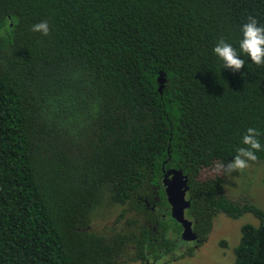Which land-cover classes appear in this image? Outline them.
<instances>
[{
    "label": "trees",
    "instance_id": "obj_1",
    "mask_svg": "<svg viewBox=\"0 0 264 264\" xmlns=\"http://www.w3.org/2000/svg\"><path fill=\"white\" fill-rule=\"evenodd\" d=\"M249 16L264 27V0H0V264L168 248L170 167L186 175L196 234L218 212H250L232 263L264 264V209L225 195L216 170L249 127L264 159V65L240 53L233 72L213 53L220 38L239 52ZM41 21L47 36L31 31ZM118 206L109 231L91 228Z\"/></svg>",
    "mask_w": 264,
    "mask_h": 264
},
{
    "label": "rangeland",
    "instance_id": "obj_2",
    "mask_svg": "<svg viewBox=\"0 0 264 264\" xmlns=\"http://www.w3.org/2000/svg\"><path fill=\"white\" fill-rule=\"evenodd\" d=\"M249 163L250 167L242 172H233L231 175L223 172L222 190L228 197H246L264 209V159H257L255 162ZM119 208L121 207H115L105 212L104 216L93 219L90 223L91 228L99 232L109 231L113 225H116L114 218ZM243 222L256 224L257 219L250 212H243L236 218L222 212L216 213L212 217L211 227L204 239L199 242L197 247L193 248L191 254H184L181 258L176 256L178 247L175 245L184 242L181 239L173 241L175 232L173 229L166 230L164 236L172 239V247L168 253L169 256H162L156 264H233L232 247L236 243L238 229ZM174 256H176V260L173 259ZM123 264L137 263L127 260Z\"/></svg>",
    "mask_w": 264,
    "mask_h": 264
},
{
    "label": "clouds",
    "instance_id": "obj_3",
    "mask_svg": "<svg viewBox=\"0 0 264 264\" xmlns=\"http://www.w3.org/2000/svg\"><path fill=\"white\" fill-rule=\"evenodd\" d=\"M31 31L47 36L50 31L49 24L47 21H41L34 24ZM241 32L239 52L224 38H220L213 48V53L223 62V68L231 69L233 72L240 71L245 65L240 53L247 55L256 65H264V27L258 25L256 18L249 16L247 22L242 25ZM2 35L3 33H0V36ZM259 135L257 129L249 127L242 136L241 143L244 147L238 148L237 154L226 165L217 164L216 170L231 175L233 172H242L249 168V162L258 159L255 153L262 150Z\"/></svg>",
    "mask_w": 264,
    "mask_h": 264
},
{
    "label": "water",
    "instance_id": "obj_4",
    "mask_svg": "<svg viewBox=\"0 0 264 264\" xmlns=\"http://www.w3.org/2000/svg\"><path fill=\"white\" fill-rule=\"evenodd\" d=\"M157 82V90L160 91L163 82L160 72L157 76ZM166 174H168L167 177ZM162 185L166 200L170 205V216L178 221L182 227L181 238L193 239L195 234L190 228V220L183 217V208L189 204V199L185 196L188 187L186 175L180 169L170 167L166 169L162 177Z\"/></svg>",
    "mask_w": 264,
    "mask_h": 264
},
{
    "label": "flooded vegetation",
    "instance_id": "obj_5",
    "mask_svg": "<svg viewBox=\"0 0 264 264\" xmlns=\"http://www.w3.org/2000/svg\"><path fill=\"white\" fill-rule=\"evenodd\" d=\"M165 172H166V170L164 171V173ZM164 173H163V175H164ZM163 175H162V177H163ZM167 176H168V174H166V177ZM162 177H161V179H162ZM185 196H186V194H185ZM142 200H143V204L146 207H148L150 210H154V209L157 210V207L155 206V202H154L155 198L153 200H148L146 198H143ZM165 200H166V197H165ZM166 203L168 205V207L166 209L168 210V213H169L170 205L168 204L167 200H166ZM185 208L186 207L183 208V217H185L186 219L190 220V228L195 234V237L193 239H183V238H181L180 233H181L182 227H181L180 223L178 221H176L174 218H172L170 216V213L168 215L177 223V225L174 223L173 220L171 221L169 218H167L168 230L171 231L173 229V232H175V235L173 237V241L175 239H181V241L184 242V243L175 245V247H178V254L176 256H179V258L184 256V254H191L192 251H193V248L197 247L199 242H201L203 240L196 234L195 230L193 229L192 225L194 223V220L192 218L187 217L185 215V213H184V209ZM163 215L164 214H162V216ZM152 229H153V235L155 233H158V231L155 229L154 226L152 227ZM164 237L167 238V236H164ZM170 241H172V239ZM156 246H157V244H156ZM171 247H172V245H170L168 248H164V249L162 247H158L155 250H153V249H144L143 254H140L135 259H130L129 261L136 262L137 264H156V263H158L160 261L162 256H169L168 253L171 250ZM162 253H164V255H162ZM176 256H174L173 259L176 260V258H175Z\"/></svg>",
    "mask_w": 264,
    "mask_h": 264
}]
</instances>
